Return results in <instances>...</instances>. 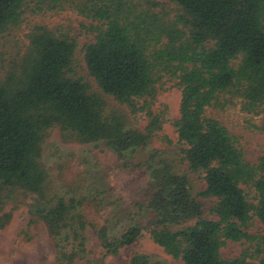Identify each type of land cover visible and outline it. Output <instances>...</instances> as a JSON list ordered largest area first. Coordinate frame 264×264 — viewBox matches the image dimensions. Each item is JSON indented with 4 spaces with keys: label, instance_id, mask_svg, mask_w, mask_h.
I'll list each match as a JSON object with an SVG mask.
<instances>
[{
    "label": "trees",
    "instance_id": "1",
    "mask_svg": "<svg viewBox=\"0 0 264 264\" xmlns=\"http://www.w3.org/2000/svg\"><path fill=\"white\" fill-rule=\"evenodd\" d=\"M168 1L0 0V39L21 26L27 11L69 10L83 17L90 38L81 47L82 63L93 82L76 76L75 39L44 25L26 34L22 54L6 52L9 63L0 68V230L12 221L20 195L31 196L32 213L71 263L77 252L64 251L61 242L83 245L92 222L82 209L86 202L95 206L100 193L90 198L79 178L63 188L53 180L41 159L49 131L59 128L63 140L75 143L104 142L123 161L160 135L167 119L155 104L173 82L180 91L179 116L172 121L180 163L205 187L193 194L187 174L151 154L143 163L150 177L147 233L183 264H264V155L249 160L236 134L207 113L236 104L264 113V0ZM137 115L146 119L143 127L130 121ZM255 220L262 230L253 233ZM91 227L105 255L143 233L135 223L111 237L105 225ZM229 241L244 245L237 256L222 255ZM131 264L164 263L137 253Z\"/></svg>",
    "mask_w": 264,
    "mask_h": 264
},
{
    "label": "rangeland",
    "instance_id": "2",
    "mask_svg": "<svg viewBox=\"0 0 264 264\" xmlns=\"http://www.w3.org/2000/svg\"><path fill=\"white\" fill-rule=\"evenodd\" d=\"M156 1L170 4L168 0ZM24 18L19 28L5 33L0 39V68L9 63L10 56L6 52L12 50L22 54L27 42L26 34L34 26L44 25L56 34H66L75 39L76 76L93 87L82 63L81 47L90 38L81 26L85 19L69 10L46 14L27 11ZM167 87L166 91L159 94L155 104L158 111L164 110L167 119L160 135L125 160H119L104 142L75 143L63 140L59 128L49 131L42 150V162L60 187L63 188L75 177L85 180L90 198L95 191H99L96 205H88L86 202L82 209L89 222L97 224L98 228L105 225L110 237L120 235L135 223L142 227V236L132 245L120 248L116 254L105 255L96 228L91 227L92 223L88 224L84 231L83 245L75 247L76 244L69 241L68 244L67 241L61 242L64 244V251L77 252V256L70 263L59 253L56 241L45 224L32 213L30 205L36 199L20 195L17 200L24 203H19L13 211L12 221L0 230V264H131V258L137 253L146 254L164 264H183L154 243L146 231L151 216L146 209L150 177L143 163L151 154H155V159L169 160L177 172L187 174L193 194L197 195L205 187L200 175L188 172L180 163V144L172 125V121L179 116L180 91L173 86V82H168ZM207 113L215 116L236 134L249 160L256 161L259 156L264 155V132L260 130L264 113L255 115L244 112L238 104L223 108L211 107L207 109ZM129 119L134 121L135 127H143L146 123L142 115L130 116ZM199 199L204 202L207 210L209 202L202 197ZM13 204H8L7 208ZM261 230L262 225L255 220L250 231L255 233ZM243 248L242 243L229 241L221 253L224 257L237 256Z\"/></svg>",
    "mask_w": 264,
    "mask_h": 264
}]
</instances>
